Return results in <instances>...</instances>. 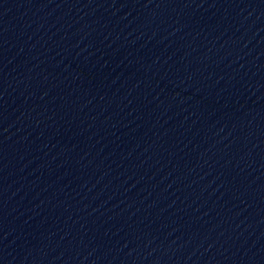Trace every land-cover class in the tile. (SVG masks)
<instances>
[{
  "label": "water",
  "instance_id": "95a60500",
  "mask_svg": "<svg viewBox=\"0 0 264 264\" xmlns=\"http://www.w3.org/2000/svg\"><path fill=\"white\" fill-rule=\"evenodd\" d=\"M0 264H264V0H0Z\"/></svg>",
  "mask_w": 264,
  "mask_h": 264
}]
</instances>
